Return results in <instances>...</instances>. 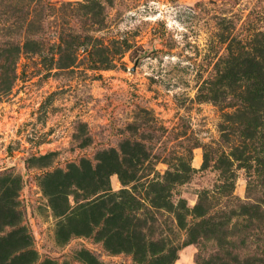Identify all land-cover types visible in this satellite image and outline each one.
I'll use <instances>...</instances> for the list:
<instances>
[{
    "label": "rangeland",
    "instance_id": "1",
    "mask_svg": "<svg viewBox=\"0 0 264 264\" xmlns=\"http://www.w3.org/2000/svg\"><path fill=\"white\" fill-rule=\"evenodd\" d=\"M35 38L54 62L6 61ZM254 47L264 0H0V264H264L262 100L225 79Z\"/></svg>",
    "mask_w": 264,
    "mask_h": 264
},
{
    "label": "trees",
    "instance_id": "2",
    "mask_svg": "<svg viewBox=\"0 0 264 264\" xmlns=\"http://www.w3.org/2000/svg\"><path fill=\"white\" fill-rule=\"evenodd\" d=\"M33 12L28 13V17H30L32 15ZM31 22V20H30ZM260 37L262 36L261 33H258V35H256V37ZM45 44L43 39L40 38H35L32 40H29L28 42L22 44L20 46L19 43H15V47L9 52L6 61L7 62H13L14 64L17 63V61L19 60V57L25 56V57H38L39 59H44L45 55H47L49 52L45 53ZM53 47V46H52ZM54 47H56L54 45ZM229 57L233 56V61L234 64L231 66H229L228 71L226 72L225 75V79L228 82V87H234L235 89H237L240 92H246L247 94H254V96H258V98H260L262 100V108L260 110V119L264 122V52L258 50V49H252L251 52H245V51H240L238 54L236 53L235 55L233 54V52L229 51ZM50 55V60L51 62L55 61V54L53 53H49ZM243 88L245 89V91H242ZM212 101L214 102H225L226 98H223L221 100H217V98L215 96H213L211 98ZM249 102H242L243 104H248ZM253 132L251 134L248 135L247 140H250V142L252 141V145L257 144V148L254 149V151L249 152V153H254L255 151L257 153L254 154V156L252 155L253 160L256 162L257 165H259L261 168L264 169V129L261 128V126L255 127L252 129ZM144 149L143 147L139 146V145H135L134 147L131 148V150L134 152V154L127 156V152H125V148L124 147H120L119 149H110V154H111V159H110V175L111 174H116L122 184V186L124 187V189L120 190V192H118V194H113L115 195V197L120 198V195L123 193L128 192L127 189L125 188L128 184H130V182H132V177L125 179L123 176L122 169H123V165L127 164L129 165L130 163L132 164V162H135V160L133 159V157H135V153L139 152L140 150ZM245 152H243L242 154H244ZM241 154V155H242ZM120 156L121 159H120ZM223 156L225 157V154H223ZM231 156V155H230ZM233 160L242 162V161H247V154H245V159H241L238 156L232 155L231 156ZM251 157V156H250ZM124 158V160L122 159ZM136 167V166H133ZM259 167V168H260ZM132 169V168H131ZM181 176L179 173V171H173L172 172H167L165 176H163L162 178H160L158 176V179H160V181H152L150 182V186H153V184H156L159 188L164 189V185H163V181H166L168 176ZM109 192H111V189H108ZM202 194H208V192L204 191L202 192ZM203 204L201 203V195L198 196V201L197 204L195 206V210H201L202 209ZM203 217V215L201 214L199 217ZM229 226H231L230 228V232H224L223 235H234L236 230V225H227L226 229L229 228ZM224 224L221 226V228H218L217 230H221L222 228H224ZM203 237L207 238V236L204 234ZM209 237V236H208Z\"/></svg>",
    "mask_w": 264,
    "mask_h": 264
},
{
    "label": "water",
    "instance_id": "3",
    "mask_svg": "<svg viewBox=\"0 0 264 264\" xmlns=\"http://www.w3.org/2000/svg\"><path fill=\"white\" fill-rule=\"evenodd\" d=\"M138 62L139 60H136L135 63L133 64L131 70L134 71L136 69V67L138 66Z\"/></svg>",
    "mask_w": 264,
    "mask_h": 264
}]
</instances>
